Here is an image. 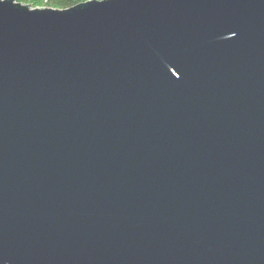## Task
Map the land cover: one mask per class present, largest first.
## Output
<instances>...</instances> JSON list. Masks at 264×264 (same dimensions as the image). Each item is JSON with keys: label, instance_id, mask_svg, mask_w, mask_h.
<instances>
[{"label": "water", "instance_id": "obj_1", "mask_svg": "<svg viewBox=\"0 0 264 264\" xmlns=\"http://www.w3.org/2000/svg\"><path fill=\"white\" fill-rule=\"evenodd\" d=\"M0 264H264V0H0Z\"/></svg>", "mask_w": 264, "mask_h": 264}, {"label": "trees", "instance_id": "obj_2", "mask_svg": "<svg viewBox=\"0 0 264 264\" xmlns=\"http://www.w3.org/2000/svg\"><path fill=\"white\" fill-rule=\"evenodd\" d=\"M26 5H30L33 8L39 7H51L55 9H67L75 6L79 3L86 2L89 0H17Z\"/></svg>", "mask_w": 264, "mask_h": 264}]
</instances>
